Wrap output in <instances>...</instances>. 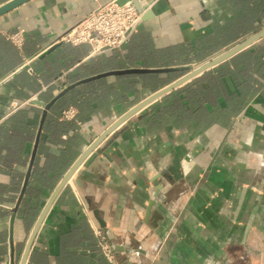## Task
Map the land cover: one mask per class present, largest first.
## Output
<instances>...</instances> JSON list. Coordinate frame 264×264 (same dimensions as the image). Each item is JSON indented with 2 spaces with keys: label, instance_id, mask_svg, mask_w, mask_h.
Instances as JSON below:
<instances>
[{
  "label": "crops",
  "instance_id": "0c3cea01",
  "mask_svg": "<svg viewBox=\"0 0 264 264\" xmlns=\"http://www.w3.org/2000/svg\"><path fill=\"white\" fill-rule=\"evenodd\" d=\"M110 1L29 0L0 16V264H11L10 219L42 104L103 72L197 68L264 31V0H142L152 18L119 49L92 55L86 44L57 42ZM18 30L20 49L5 36ZM152 74L78 85L46 112L14 219L13 264L32 236L25 264H124L111 248L133 264H264V38L178 87L193 89L196 113L186 92L180 97L195 121L186 113L177 123L152 120L176 88L122 122L74 170L34 233L89 145L187 71ZM69 108L74 118H62Z\"/></svg>",
  "mask_w": 264,
  "mask_h": 264
},
{
  "label": "water",
  "instance_id": "95a60500",
  "mask_svg": "<svg viewBox=\"0 0 264 264\" xmlns=\"http://www.w3.org/2000/svg\"><path fill=\"white\" fill-rule=\"evenodd\" d=\"M29 0H11L9 2H7L6 4L0 6V16L11 11L12 9L26 3ZM130 3L136 10L137 14L141 16V21H146L150 18H152V13L149 12L148 9V5L147 3L142 2V0H117V3L119 5L125 4V3ZM264 38V31H262L261 33L254 35L250 38H248L247 40H245L244 42H242L241 44H239L238 46L232 48L231 50H229L228 52H225L224 54L218 56L217 58L211 60L210 62H207L197 68H192V67H175V68H162V69H144V68H131V69H124V70H113V71H108V72H103L100 74H97L95 76H92L90 78H86L80 81H77L73 84H70L68 86H66L65 88H63L48 104H42L43 107V112H42V118L40 121V126H39V130H38V134H37V138H36V142H35V146L32 152V156L31 159L29 161V166H28V170L18 197V200L16 202L15 207L12 210V215H11V219H10V228H9V246H10V262L11 264H13V256H14V243H13V224H14V219H15V215H16V211H17V207L20 204L25 191H26V187H27V183L30 177V171H31V167L33 165V161H34V157H35V152H36V148H37V144H38V139H39V135L46 117V112L50 109V107L59 99L61 98L66 92H68L70 89L77 87L78 85L81 84H85L88 83L90 81H93L95 79H99V78H103V77H111V76H120V75H126V74H144V73H164V72H169V71H178V70H185L187 71V74H185L182 78L176 80L175 82L171 83L170 85L164 87L163 89H161L160 91L156 92L155 94H153L152 96H150L149 98H147L146 100H144L143 102L137 104L136 106L132 107L129 111H127L123 116H121L116 122H114L111 126H109L106 130H104L93 142L92 144L89 145V147L83 152V154L81 155V157L78 159V161L75 163V165L69 170V172L66 174V176L63 178V180L60 182L59 186L54 190V192L52 193V195L50 196L49 200L47 201L42 214L38 220L37 226L34 230V233L36 232L42 218L44 217V215L46 214L48 208L51 206L52 202L54 201L55 197L57 196L58 192L60 189H62V187L67 183V181L70 179V176L72 175V173L74 172V170L78 167V165L84 160V158L104 139L108 136V134H110L113 130H115L119 125L122 124V122H124L125 120H127L128 118L132 117L133 115H135L136 113H138L140 110H142L144 107H146L147 105L151 104L152 102L156 101L157 99H159L160 97L164 96L165 94L171 92L172 90L180 87L182 84H184L185 82H188L189 80L193 79L194 77H196L197 75L219 65L220 63L226 61L227 59H229L230 57H232L233 55L237 54L238 52L248 48L249 46H251L253 43H255L256 41L260 40ZM60 43V42H58ZM54 49V48H52ZM51 49V50H52ZM46 53V52H45ZM33 239V236H32ZM28 243L27 248L24 252V255L22 257L21 263L20 264H25L26 262V257H27V253L29 251L30 248V244L31 241ZM111 247H113V245H111ZM111 250L115 253V257L116 259H120L124 262V264H133L131 261L126 260L127 257L126 256H119L120 254L117 252V249H112Z\"/></svg>",
  "mask_w": 264,
  "mask_h": 264
},
{
  "label": "built area",
  "instance_id": "2783aa9c",
  "mask_svg": "<svg viewBox=\"0 0 264 264\" xmlns=\"http://www.w3.org/2000/svg\"><path fill=\"white\" fill-rule=\"evenodd\" d=\"M140 21L141 16L129 2L119 5L117 0H112L96 6L77 24L69 28L57 42L74 46L86 44L90 46L92 55L101 54L122 47L129 36L137 30ZM5 36L19 49L25 44L23 30L7 33ZM28 64L29 61H26L23 67L29 72L32 69ZM77 66L78 63L72 61L69 63L68 70ZM74 116L75 110L71 108L62 113L64 119H72ZM106 255L108 258L111 257L108 251Z\"/></svg>",
  "mask_w": 264,
  "mask_h": 264
},
{
  "label": "trees",
  "instance_id": "16d2710c",
  "mask_svg": "<svg viewBox=\"0 0 264 264\" xmlns=\"http://www.w3.org/2000/svg\"><path fill=\"white\" fill-rule=\"evenodd\" d=\"M179 72V70L177 71H169V72H164V73H159V74H152L154 77L156 76H160V75H168V74H172V73H176ZM121 77H125V78H133V75H122ZM193 90V89H192ZM186 91L185 88H178L175 91H172L170 94L164 96L161 101L162 103L160 104V108L158 110H155L154 108L150 111L152 116V120L153 121H161L163 122V118H165L166 116H170L172 119L175 120V122L177 123L178 121H180L181 119H184L185 117V113L186 115H188L190 118H188V121L192 122L195 121L196 119V114H193V112L190 114L188 112H183L182 109L185 108V105L182 104V102L184 101V99L186 100V105L187 103L191 106L194 105V101H195V95H194V91ZM182 92H186V94L184 95V99L180 97V94ZM156 108V107H155ZM191 110L194 111V109L191 108ZM194 113H196L194 111ZM194 115V116H193ZM186 119V117H185ZM187 120V119H186Z\"/></svg>",
  "mask_w": 264,
  "mask_h": 264
}]
</instances>
